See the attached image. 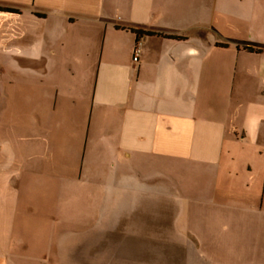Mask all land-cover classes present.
Returning a JSON list of instances; mask_svg holds the SVG:
<instances>
[{
    "label": "crops",
    "instance_id": "crops-1",
    "mask_svg": "<svg viewBox=\"0 0 264 264\" xmlns=\"http://www.w3.org/2000/svg\"><path fill=\"white\" fill-rule=\"evenodd\" d=\"M11 73L0 264H264V0H0Z\"/></svg>",
    "mask_w": 264,
    "mask_h": 264
},
{
    "label": "rangeland",
    "instance_id": "rangeland-1",
    "mask_svg": "<svg viewBox=\"0 0 264 264\" xmlns=\"http://www.w3.org/2000/svg\"><path fill=\"white\" fill-rule=\"evenodd\" d=\"M32 78L24 73H11L0 77V145L11 153L9 158L6 153L5 156L0 154V191L9 196L12 195L11 191L15 185H8L7 182L15 183L17 175L24 169L23 93L24 88L33 81Z\"/></svg>",
    "mask_w": 264,
    "mask_h": 264
},
{
    "label": "built area",
    "instance_id": "built-area-1",
    "mask_svg": "<svg viewBox=\"0 0 264 264\" xmlns=\"http://www.w3.org/2000/svg\"><path fill=\"white\" fill-rule=\"evenodd\" d=\"M139 53H140V45H137L134 51V57H133L134 62L138 61Z\"/></svg>",
    "mask_w": 264,
    "mask_h": 264
}]
</instances>
